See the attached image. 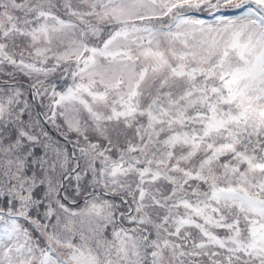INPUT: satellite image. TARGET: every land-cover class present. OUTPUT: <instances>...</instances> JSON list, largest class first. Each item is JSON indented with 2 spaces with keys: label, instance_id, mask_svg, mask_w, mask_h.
<instances>
[{
  "label": "snow or ice",
  "instance_id": "6c2138e0",
  "mask_svg": "<svg viewBox=\"0 0 264 264\" xmlns=\"http://www.w3.org/2000/svg\"><path fill=\"white\" fill-rule=\"evenodd\" d=\"M0 264H264V0H0Z\"/></svg>",
  "mask_w": 264,
  "mask_h": 264
}]
</instances>
